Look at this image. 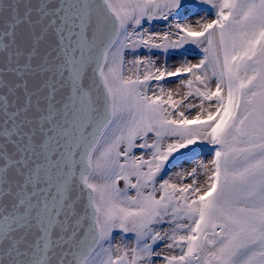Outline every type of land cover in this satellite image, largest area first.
<instances>
[{
    "label": "snow or ice",
    "instance_id": "snow-or-ice-1",
    "mask_svg": "<svg viewBox=\"0 0 264 264\" xmlns=\"http://www.w3.org/2000/svg\"><path fill=\"white\" fill-rule=\"evenodd\" d=\"M0 264H264V0H0Z\"/></svg>",
    "mask_w": 264,
    "mask_h": 264
},
{
    "label": "bare ground",
    "instance_id": "bare-ground-1",
    "mask_svg": "<svg viewBox=\"0 0 264 264\" xmlns=\"http://www.w3.org/2000/svg\"><path fill=\"white\" fill-rule=\"evenodd\" d=\"M186 55H187L186 57H187L188 59H191L193 62H195L196 60L199 59V58H198V50H195V49H193V48H190V50L186 52ZM179 58H180V57H179ZM162 59H163V57H162ZM178 60H179V59H178V56H171V57L168 58V63L171 65V64L176 63ZM175 82H176L175 79H173V81H172V85H174ZM172 85H170V86H172ZM203 159L207 160L206 157L203 158ZM173 170H174V169H173Z\"/></svg>",
    "mask_w": 264,
    "mask_h": 264
},
{
    "label": "rangeland",
    "instance_id": "rangeland-1",
    "mask_svg": "<svg viewBox=\"0 0 264 264\" xmlns=\"http://www.w3.org/2000/svg\"><path fill=\"white\" fill-rule=\"evenodd\" d=\"M189 50H190V48L187 49V51H189ZM160 58L162 59V57H160ZM198 58H199V53H198ZM178 59H180L179 56H178ZM200 147L202 149L201 151L194 153L193 156H189V157H196V158H205L206 157L207 159H209L210 153L208 152L207 147H205L203 145H201ZM185 167H190V162L186 163ZM117 238H118V235H117Z\"/></svg>",
    "mask_w": 264,
    "mask_h": 264
},
{
    "label": "water",
    "instance_id": "water-1",
    "mask_svg": "<svg viewBox=\"0 0 264 264\" xmlns=\"http://www.w3.org/2000/svg\"><path fill=\"white\" fill-rule=\"evenodd\" d=\"M193 149H194V148H193ZM193 149H192V150H193ZM188 153H189V152L185 153V156H186Z\"/></svg>",
    "mask_w": 264,
    "mask_h": 264
}]
</instances>
